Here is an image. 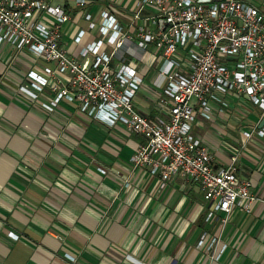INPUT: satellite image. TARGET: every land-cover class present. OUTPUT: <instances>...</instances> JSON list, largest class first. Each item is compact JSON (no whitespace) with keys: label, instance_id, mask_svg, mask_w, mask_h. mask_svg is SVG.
Returning a JSON list of instances; mask_svg holds the SVG:
<instances>
[{"label":"crops","instance_id":"0c3cea01","mask_svg":"<svg viewBox=\"0 0 264 264\" xmlns=\"http://www.w3.org/2000/svg\"><path fill=\"white\" fill-rule=\"evenodd\" d=\"M246 1L264 9V0ZM134 2L87 0L79 8L73 0H51L70 12L60 38L68 56L82 62L81 49L94 39L86 12L96 20L107 10L132 31ZM79 29L86 34L76 43ZM149 53L135 63L145 77L153 74ZM125 63L133 65L134 58ZM43 66L53 64L7 43L0 48V264H264V137L245 143L242 136L259 125V110L234 102L231 113L197 118L193 125L216 166L228 163L229 148L245 143L238 174L256 197L249 213L237 207L206 219L209 203L196 183L177 176L159 189L157 177L132 167L140 136L95 120L66 99L46 110L50 86L36 98L20 91L27 72ZM54 81L59 88L67 84L66 78ZM154 101L142 88L134 104L152 113ZM203 232L218 244L197 248Z\"/></svg>","mask_w":264,"mask_h":264},{"label":"built area","instance_id":"2783aa9c","mask_svg":"<svg viewBox=\"0 0 264 264\" xmlns=\"http://www.w3.org/2000/svg\"><path fill=\"white\" fill-rule=\"evenodd\" d=\"M73 2L80 8L87 0ZM70 17L51 0H0V48L7 43L53 64L29 70L19 90L36 98L50 86L52 97L42 103L46 110L66 99L81 113L140 136L129 159L132 167L157 177L159 189L177 176L196 183L209 203L206 219L237 207L249 213L256 197L251 182L238 174V158L247 140L264 137V125L243 131L245 143L229 148L228 163L219 166L193 125L197 118L229 114L232 104L243 100L259 110L260 119L264 116V9L246 0H135L132 31L107 10L96 20L86 12L87 30L95 33L80 51L82 62L68 56L60 42ZM85 34L79 29L73 41L79 43ZM148 51L153 74L147 84L135 63ZM129 56L133 65L125 63ZM63 78V87L51 82ZM142 88L155 97L152 113L134 104ZM218 242L203 232L197 248ZM225 246L212 254L214 260Z\"/></svg>","mask_w":264,"mask_h":264},{"label":"rangeland","instance_id":"374dc122","mask_svg":"<svg viewBox=\"0 0 264 264\" xmlns=\"http://www.w3.org/2000/svg\"><path fill=\"white\" fill-rule=\"evenodd\" d=\"M153 51H154V54H156V50L154 49ZM144 60H145V58H144ZM149 80H150V77H149V76H146V77H145V82H146L147 84H148Z\"/></svg>","mask_w":264,"mask_h":264},{"label":"water","instance_id":"95a60500","mask_svg":"<svg viewBox=\"0 0 264 264\" xmlns=\"http://www.w3.org/2000/svg\"><path fill=\"white\" fill-rule=\"evenodd\" d=\"M264 125V116L262 117V119H261V121H260V123H259V127H261V126H263Z\"/></svg>","mask_w":264,"mask_h":264}]
</instances>
